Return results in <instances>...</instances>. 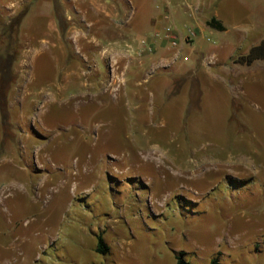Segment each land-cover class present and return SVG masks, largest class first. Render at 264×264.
Instances as JSON below:
<instances>
[{
    "label": "rangeland",
    "instance_id": "rangeland-1",
    "mask_svg": "<svg viewBox=\"0 0 264 264\" xmlns=\"http://www.w3.org/2000/svg\"><path fill=\"white\" fill-rule=\"evenodd\" d=\"M138 1L0 0L29 5L0 100V264H264V79L208 71L248 42L207 30L154 66L179 36L148 37Z\"/></svg>",
    "mask_w": 264,
    "mask_h": 264
},
{
    "label": "crops",
    "instance_id": "crops-1",
    "mask_svg": "<svg viewBox=\"0 0 264 264\" xmlns=\"http://www.w3.org/2000/svg\"><path fill=\"white\" fill-rule=\"evenodd\" d=\"M223 2L224 0H192L189 10L182 8L179 0H139L138 4L133 2L134 17L139 12L143 13L142 18L146 25L144 33H147L148 37H151L160 26L166 24L173 25L179 36L177 49L167 46L164 41L156 42V53L150 59L154 61L153 65L162 63L166 67L167 64L169 67L175 65L186 46L190 44L193 46L196 43L200 32L214 30L222 34V50L224 47L233 49L240 47L245 41L248 42V48L243 54L233 58L230 63L223 62L220 51L212 52L208 66L211 76L230 79L232 83H237L241 90L246 82L264 79V60L256 61L250 66L235 62L264 40V0H252L251 3L249 0H233L228 10L220 11ZM213 18L219 21L225 30L220 31L210 27L208 21ZM159 21L162 23L158 24ZM181 21L186 22L184 27L191 24L190 29L198 31L195 32L196 36L186 35L180 29ZM187 41L190 43L186 44Z\"/></svg>",
    "mask_w": 264,
    "mask_h": 264
},
{
    "label": "trees",
    "instance_id": "trees-1",
    "mask_svg": "<svg viewBox=\"0 0 264 264\" xmlns=\"http://www.w3.org/2000/svg\"><path fill=\"white\" fill-rule=\"evenodd\" d=\"M29 5L23 8L18 14L13 17L6 18L0 17V85L2 86L0 92L1 103L8 100L7 93L10 86L14 84V81L18 78L12 72L11 64H16L18 61L17 51L22 48V42L20 37V30L25 17L28 14ZM208 25L217 30H225L224 26L216 19L208 21ZM16 56V57H15ZM15 57V58H14ZM12 58H14L12 60ZM17 58V61H16ZM264 60V40L257 46L251 48L248 54L240 56L236 59V63L241 65L250 66L254 62ZM5 71V72H4ZM97 252L108 253L110 248L107 246L102 237L99 238L97 245ZM176 264H190L186 258L184 252H179L176 256ZM210 264H221L218 259H214Z\"/></svg>",
    "mask_w": 264,
    "mask_h": 264
},
{
    "label": "built area",
    "instance_id": "built-area-1",
    "mask_svg": "<svg viewBox=\"0 0 264 264\" xmlns=\"http://www.w3.org/2000/svg\"><path fill=\"white\" fill-rule=\"evenodd\" d=\"M180 1H182L183 3H185L189 6V3L191 0H180ZM164 31H165V36L169 40L171 46L177 47L178 46V40H177L178 38L174 34L175 33L174 30L170 26H167V27H165Z\"/></svg>",
    "mask_w": 264,
    "mask_h": 264
}]
</instances>
